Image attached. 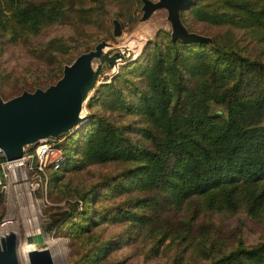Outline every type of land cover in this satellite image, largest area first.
<instances>
[{"label":"trees","instance_id":"obj_1","mask_svg":"<svg viewBox=\"0 0 264 264\" xmlns=\"http://www.w3.org/2000/svg\"><path fill=\"white\" fill-rule=\"evenodd\" d=\"M193 1L180 9V19L188 31L207 39H173L170 32L165 42L155 43V50L140 69L144 86L134 101L128 100L124 87L115 83L120 73L115 74L117 81L102 83L107 90L99 101L112 110L139 114L144 125L133 130L142 139L134 141L126 133L128 124H117L111 116L92 111L84 114L70 132H62L65 138L56 144L63 153L60 166L55 169L47 165L46 169L55 181L60 169L126 162L132 167L124 172L135 177V185L141 190H159L176 204L192 197L201 198L210 208H235L243 203L251 216L264 219V183H260L264 179V60L242 54L226 39L192 29L189 22L192 17L251 28L264 36V0ZM7 3L8 7L0 0L1 31L9 26L16 33L36 34L53 23L77 19L91 25L97 19L95 6H74L64 0ZM208 44L212 52L194 47ZM50 45L47 48L52 62L54 51L68 49L63 42L52 41ZM139 63L136 57L123 66L134 71ZM65 64L58 62L55 78L33 73V79L20 81L18 88L21 92L46 88L62 75ZM211 100L225 106L224 116L210 112ZM79 196L88 201V193ZM71 212H78L77 202L71 205ZM88 213L87 207L80 212L84 218ZM127 218L150 220L134 212ZM207 264H264V243L247 247L239 242L235 249Z\"/></svg>","mask_w":264,"mask_h":264},{"label":"rangeland","instance_id":"obj_2","mask_svg":"<svg viewBox=\"0 0 264 264\" xmlns=\"http://www.w3.org/2000/svg\"><path fill=\"white\" fill-rule=\"evenodd\" d=\"M7 1L12 0H3L8 7ZM64 1L74 6H95L96 21L91 25L77 19L53 23L36 34L21 30L16 33L9 26L0 30L2 98L21 92L19 82L33 79V73L55 78L58 62H70L79 52L106 39L108 45L94 59V76L83 91L90 92V98L83 104L82 112L101 113L111 116L117 124H128L126 133L134 141L141 140L142 136L133 127L144 125V121L139 114L112 110L102 104L99 99L107 90L102 83L120 78L115 82L117 86L124 87L128 100L136 99L144 86L141 67L155 50L154 44H162L170 37L166 8H157L142 18V0ZM115 19L120 23V34H114ZM189 22L192 29L226 39L242 54L264 60V36L260 30L217 25L192 17ZM141 38L145 40L136 56L140 63L135 70L130 71L129 66L121 63L114 72L111 64L120 49L128 43L134 46ZM52 41L68 46L67 51H54L53 62L47 48ZM194 47L212 52L209 44ZM117 73L121 74L119 78ZM209 107L212 114H226L225 106L213 100L209 101ZM65 135L49 136V140L56 145ZM128 167L132 165L117 161L73 166L58 170L60 176L55 181L46 169L49 180L45 188L44 176L35 174L27 163L13 170L4 169L0 186V235L14 230L19 240L27 243L28 234L42 231L46 240L54 242L49 247L54 253V264H207L235 249L239 242L247 247L264 243V219L251 216L245 204L210 208L199 197L176 204L159 190H141L135 185V177L124 172ZM85 192L89 194L88 201L80 199L79 194ZM75 202L78 212L74 213L71 205ZM85 207L89 210L86 218L80 214ZM133 212L150 220L128 219L127 214Z\"/></svg>","mask_w":264,"mask_h":264},{"label":"water","instance_id":"obj_3","mask_svg":"<svg viewBox=\"0 0 264 264\" xmlns=\"http://www.w3.org/2000/svg\"><path fill=\"white\" fill-rule=\"evenodd\" d=\"M143 15L146 18L157 8H166L171 24V37L207 39L206 36L186 29L180 19V9L193 0H142ZM118 20H114V34H120ZM108 45L101 40L93 49L82 52L63 66L62 75L46 88L33 91L23 90L11 98L0 95V152L8 160L23 155V146L36 143L44 137L57 136L66 132L83 119V91L95 73L93 62ZM19 238L14 230L0 235V264H19L16 247ZM28 243L45 244L42 231L28 234ZM30 264H54L53 253L48 246L37 247L27 252Z\"/></svg>","mask_w":264,"mask_h":264},{"label":"built area","instance_id":"obj_4","mask_svg":"<svg viewBox=\"0 0 264 264\" xmlns=\"http://www.w3.org/2000/svg\"><path fill=\"white\" fill-rule=\"evenodd\" d=\"M23 149V155L14 160L6 159L4 154L0 152V154L5 158L3 160H0V186L3 185L2 179L3 175H5L4 169L13 170V167L22 166L27 163L29 165V168L35 174L40 175V177L41 174L44 176L45 188L47 185L46 166L51 165V167L55 169L59 168L61 160L63 158L62 149L53 144V142L49 140V137H44L38 140L33 148L25 145L23 146Z\"/></svg>","mask_w":264,"mask_h":264},{"label":"bare ground","instance_id":"obj_5","mask_svg":"<svg viewBox=\"0 0 264 264\" xmlns=\"http://www.w3.org/2000/svg\"><path fill=\"white\" fill-rule=\"evenodd\" d=\"M143 39L141 38V40H139L138 42L136 41L137 43L134 46H131V44L128 43L124 48L120 49V54L115 56V59H113L114 61L111 64L114 72L118 69L119 64L125 63L128 60H131L137 56V54L139 53V51L142 47V43L145 40V39L144 40ZM89 98H90V92H88L87 94H85L83 92L82 107H83V104L85 105L87 103ZM83 114H85V112H82V110H81L79 116L82 117V116H84ZM53 243L54 242H52L51 240H46V239H45V244H40V243L38 244V243H34V242L24 243V242H21L19 240L17 247H16V253H17V258H18L19 264H30L29 259H28V255H27V252L29 250H31L33 248H37V247H42V246L52 247L51 245ZM53 258H54V253H53Z\"/></svg>","mask_w":264,"mask_h":264}]
</instances>
